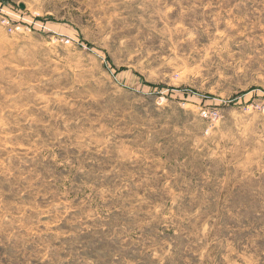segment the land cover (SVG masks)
<instances>
[{"label": "rangeland", "instance_id": "1", "mask_svg": "<svg viewBox=\"0 0 264 264\" xmlns=\"http://www.w3.org/2000/svg\"><path fill=\"white\" fill-rule=\"evenodd\" d=\"M0 264H264V0H0Z\"/></svg>", "mask_w": 264, "mask_h": 264}]
</instances>
